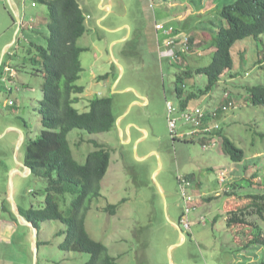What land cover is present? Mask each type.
Segmentation results:
<instances>
[{"label": "rangeland", "instance_id": "obj_1", "mask_svg": "<svg viewBox=\"0 0 264 264\" xmlns=\"http://www.w3.org/2000/svg\"><path fill=\"white\" fill-rule=\"evenodd\" d=\"M23 1L21 8L32 19L28 18V27L22 26L17 31V39L14 38L13 44L6 50L3 61L4 65L9 64V75L19 86L11 99L26 121L28 136L38 138L41 134L37 108L41 97V73L36 70L39 68V58L37 50L23 37L26 33L33 34L36 45L47 46L49 9L40 0H34L33 6L30 1ZM96 1L84 0L87 4L84 10L87 30L76 42L78 46L86 48L80 54L83 69L77 80V84L84 86V91L77 94L73 106L79 111H86L91 98L110 97L116 116L124 115L127 107L126 119L120 124L122 127L125 120L140 116L139 112L143 111L144 117L139 122L149 132L143 144L151 147L152 153L141 155L144 152L142 143L136 149L134 141L124 142L127 134L120 135L117 125L110 131L98 133H89L82 128L68 132L70 150L79 163L85 162L90 151L101 148L96 147L93 141L103 144L111 153L109 167L101 181L100 196L91 200L85 213L86 232L108 248L117 264H264V243L244 247L252 238L250 231L256 226L261 228V239L264 240V212L260 216L255 209H249L245 211L244 223L228 226L226 213L235 208L236 201H231L233 206L226 208L230 198L224 194V191L231 190L229 185L232 183L237 184L236 196L245 199L247 194L264 193V139L261 137L264 133V106L245 101L246 85H264V34L258 39L247 37L236 41L231 47L233 67L225 71L207 93L189 101L190 108L200 106L212 112L219 111L224 91H229L233 96L234 107L216 115V120L223 134L244 151V158L235 162L223 152L221 138L217 146L203 149L198 141L172 137L168 128L166 102L179 103L174 93V81L181 66L172 62L171 58L169 62L166 57L161 59L160 55L155 61L157 54L150 49L154 40L152 24L156 16L163 27L169 24L175 28L171 34L163 33V37L174 34L183 41L190 33L200 35L204 41L201 46L192 44L198 47L189 51L192 56L185 66L206 65L213 51V48H209L213 34L220 26H226L219 12L223 5L234 0H132L134 11L131 13L132 7L129 5L130 14L125 20L140 24V35L137 36L132 28L128 42L120 45H113L112 40L128 34L130 27L115 33L110 31L109 19L112 15H109V19L98 21L96 17L103 11L98 10ZM7 5L5 9L0 4V36L3 35L4 39L10 38L17 27L12 22L11 14L14 16V12ZM6 22L11 23L10 29L6 28ZM160 32H157L156 39L160 38ZM119 46L125 48L130 55L129 61L135 63L133 76L119 53ZM33 57L36 58L34 62ZM112 69L123 76L116 88L123 87L132 76L131 84L140 91L145 89L149 93L150 103L130 105L135 92H113L109 85L114 82L111 76L108 81L93 79L111 73ZM206 83L205 75L195 74L193 78L185 80V90L197 91L203 89ZM1 84L0 98L4 99ZM132 132L136 130L132 128ZM4 155L11 157L8 149L1 147L0 264H84L88 253L59 248L58 244L65 236L59 233L65 230V224L59 220L38 221L36 232L17 220V231L13 237L7 232L1 237V229L13 212L12 204L7 199L11 172H4ZM180 174H192L193 180L199 183L197 188L191 186L193 200L188 203L189 229L179 220L184 206L177 180ZM6 175L9 177L7 184ZM45 186L46 181L41 178L31 175L23 178L14 195L16 207L23 209L33 205L39 209ZM208 196L213 198L206 201ZM70 198L69 193L58 195L63 211H67ZM2 204L6 205L7 211L1 208ZM109 204L118 205L115 214L105 211ZM262 204L264 206V202ZM174 224H178L179 229Z\"/></svg>", "mask_w": 264, "mask_h": 264}, {"label": "trees", "instance_id": "obj_2", "mask_svg": "<svg viewBox=\"0 0 264 264\" xmlns=\"http://www.w3.org/2000/svg\"><path fill=\"white\" fill-rule=\"evenodd\" d=\"M40 1L49 9L48 43L47 46L36 45L35 42L30 44L37 50L39 68L36 70L41 73V97L37 107L41 134L38 138H25L22 149L23 161L30 168L31 176L45 180L46 186L42 190V206L36 209L31 205L22 209L21 214L34 226L38 221L45 220H59L64 223L65 230L59 233H64L65 236L58 246L65 251L76 250L88 253L84 264H117L116 259L109 254L108 248L102 242L92 239L85 228V213L91 200L100 196L101 181L110 164V150L104 148L103 144L93 141L96 147L101 148L90 151L86 155L85 162L79 163L74 159L67 140L68 132L74 128H82L89 133L110 131L116 124L112 99L99 96L91 98L86 111H79L73 106L77 94L84 91V86L77 84V80L83 69L80 54L86 48L78 46L76 42L87 30L85 17L76 0ZM11 16L15 23L14 16L12 14ZM219 16L225 20L226 26H220L213 34L209 47L213 48V51L209 62L193 68L184 67L185 69H180L175 75L174 93L182 109L187 107L192 98L207 93L217 84L220 76L233 67L231 47L236 41L247 37L258 39L264 34V0H234L222 6ZM186 37L189 48L180 53V62L197 46H193V43L201 46L204 41L198 34ZM32 60L34 62L36 58L33 57ZM195 74L205 75L207 83L203 89L187 92L185 80L193 78ZM106 77L107 74H104L98 76V79ZM245 92V101L249 100L255 106H264V85H246ZM225 93L228 94L227 97ZM224 98L227 101H234L229 91H224ZM223 104H220L219 111L216 112L217 116L223 113L221 111ZM217 116L210 123H217ZM23 122L26 124L24 119ZM213 130V135L222 140L223 152L232 161H241L244 158V151L223 134L221 126L218 125V128ZM261 137L264 139V133ZM185 177L193 180L192 174H185ZM198 185L197 181L192 183V187L197 188ZM229 188L230 191H224V194L230 198L228 204L231 201H236V204L235 208L226 213L228 226L244 223L245 211L252 208L262 216L264 193L247 194L245 199L236 196L238 195L235 190L236 183L230 184ZM65 193L71 194L67 211L60 208L58 201V195ZM212 198L213 196H208L205 199L210 201ZM247 200L249 202H246ZM230 206L233 205L230 203L226 208ZM117 208L118 205L109 204L104 209L109 214H115ZM182 213L181 211L180 216ZM11 217L16 220L12 214ZM238 233L237 231L236 234ZM250 233L252 238L244 247L264 243L259 226L253 228Z\"/></svg>", "mask_w": 264, "mask_h": 264}, {"label": "crops", "instance_id": "obj_3", "mask_svg": "<svg viewBox=\"0 0 264 264\" xmlns=\"http://www.w3.org/2000/svg\"><path fill=\"white\" fill-rule=\"evenodd\" d=\"M22 1L23 0H0V4L3 5L4 8H5V5H7V3H8L10 10H12L13 12L16 11L18 13L19 20H20L19 21V29L22 26H23V28L28 27V25H29L28 20L32 19L31 17H27L26 12L24 10H22V8H21ZM76 1L78 3L79 8L81 9L82 13L84 14L85 6H87V4L84 3V0H76ZM96 4L99 7L98 10L103 11L102 14H99L96 17V19L98 21H101V20L107 19V18L109 19V15L110 14L112 15L109 19V21H110L109 28L112 29L110 31L115 33L116 31L122 30V28L130 27L128 34H123V36H121L120 38H118L116 40H112L113 45L117 44V43H118V45H120L122 42H128V40L130 39V37L132 35V34L130 35L132 28L134 30V33L137 36L140 35V30H141L140 24L136 23L135 21L128 23L125 20L126 17L128 16V13H129V5H131V7H132L131 13L134 11L132 0H97ZM7 11H8V9H7ZM84 17H85V15H84ZM116 17H118V18H116ZM28 18H30V19H28ZM156 20L157 19L155 16V19H153V24H152V28H154L153 29L154 40L152 41L153 45H150V49L154 54H157L155 61H156V59L157 60L159 59V55H160L161 59H164L166 57L167 61L169 62L168 59H170V57L168 56V51H167L169 46L166 45L168 39L173 37L175 39L176 44H180L182 41L178 40L177 37H174L173 36L174 34H172L169 37H167V36L163 37L162 28L156 27V24L162 25L160 23L161 21H159V20L156 21ZM8 22H6L5 26H6V28L10 29V26H12V25H11V23L9 24ZM14 24H18L16 19H15ZM170 26L172 27V25L168 24L164 28H168ZM16 28H15V30H13L11 32L10 38L4 39L3 35L0 36V83H2L1 85L3 86L4 93H5V98L4 99L0 98V148L1 147L3 149L7 148L8 152L11 156V157H9V156L7 157L6 155H4V157L6 158V162H5L3 167L5 170L4 171L5 174H7L9 171L11 172V175L9 177H10V180L12 181V196H13L14 201H15L14 195L18 191L20 181L23 178H27L31 175V171L28 173L22 165H18L16 163V160H18L19 162L24 164L22 144H23L25 138L29 137L28 136V127H27V124H25L23 122L22 113L16 109L15 101H13L11 99V97L13 96V94L15 93L16 89H18L19 86L13 80L14 78L9 75V66H8L9 64L4 65V61H3V56L6 52V50L14 42ZM172 28H173L172 29V32H173L175 28L174 27H172ZM158 31H161L160 32L161 33L160 38H162L161 41H160V38L156 39V35H157ZM17 33L18 32H16V34ZM12 34H14V37H12ZM176 34H177V32H175V36H176ZM192 34H194V33H190L188 35H192ZM16 37H17V35H16ZM23 38H24V40H26V42H29V44H30V42H35V36L33 34L28 35L26 33ZM15 39H17V38H15ZM30 46H31V44H30ZM31 47H33V46H31ZM118 49H119V53L121 54L122 58L124 60H126V64H127L129 74L133 76L132 72H133L135 63L129 61L130 55L127 54V51L125 50V48H122L121 46H119ZM191 54H192V52L189 53L187 56L183 57V59H182L183 63L180 61L177 62L181 66L180 69H182L184 67L186 68L185 65H186L187 61L190 59ZM180 58H181V56H180ZM171 61L175 62L172 59H171ZM180 69H179V71H180ZM106 74H107V77L102 79V81L103 80L108 81L109 76H111L112 80L114 82L109 84V85H110V87H112L113 92H118L120 94L129 93L132 90L135 92V94L133 95V98H131V100H130V102H131L130 105L139 104L142 106V105H146V104L150 103L149 93L146 92L145 89H143V91H140V89H137L134 85L131 84V81L133 80L134 77L131 76V79L127 80V82L125 83V85L123 87L116 88V84H118L122 81L123 76H121L118 73V70L116 71L114 69L111 70V73L108 72ZM99 76H101V75H99ZM93 79H95V80L98 79V76H95ZM23 86H25L24 83H23ZM0 88H1V86H0ZM115 88L118 90H115ZM10 100L12 101L11 104L9 102ZM168 102H172V101H168ZM225 102H227L226 98L223 99L221 104H223ZM177 106L180 107L179 103L177 104ZM187 106H188V108L190 107L189 103ZM198 107H200V106H198ZM200 108H204V107H200ZM126 109H127V107L125 108L124 115L116 116L113 113L116 117V124L115 125H117L119 127L120 135L123 136V133L127 134V137L125 138L124 142L134 141V145L136 146V149H138L139 145L142 143L141 147H142V149H144V152L141 155H147L148 153L151 152L152 148L149 146H146V144H143V140L149 134V132H148V128L144 125H141L139 122L141 119H143L144 113H143V111H141V112H139L141 114L140 116L136 115L132 118H128L127 120H125V124L122 127L120 124L124 121V119H126V116H125L127 114ZM132 128H134L136 130V132H132ZM19 130L23 133L24 139H23V142H22L20 148L16 152L15 148H16V145H17L18 140H19V134H20ZM137 132H139L140 134L139 135L136 134ZM173 138H176V137H173ZM182 139H184V138H182ZM1 162H2V160L0 159V163ZM9 177H8V175H6L5 184L8 183ZM7 199L9 200V195H8ZM15 206H16V204H15ZM1 208L3 210L7 211V207L5 204H2ZM16 208H17L18 212L21 214L22 209H20L19 207H16ZM9 209H10V205H9ZM23 209H25V208H23ZM11 214L13 216H15L14 213L11 212L9 214V217L11 216ZM11 218L12 217L9 218L10 220L7 219V221H5V222H7V224H6V226H3V228L1 229V231H2L1 237L5 236V234H4L5 232H7L8 234L11 235V237H13V235L17 231L16 223H15L17 221V218L15 217L16 220H14L13 218H12L13 219L12 220ZM7 241L8 240H6L5 243H7Z\"/></svg>", "mask_w": 264, "mask_h": 264}, {"label": "built area", "instance_id": "obj_4", "mask_svg": "<svg viewBox=\"0 0 264 264\" xmlns=\"http://www.w3.org/2000/svg\"><path fill=\"white\" fill-rule=\"evenodd\" d=\"M30 1L31 5H35L34 0H24ZM156 27L162 28L163 33H171L172 27L164 28L162 25L156 24ZM187 37L180 44H176L175 39L173 37L169 38L167 44L168 48V56L175 62L180 60V53L187 51L189 48ZM264 64V62H263ZM228 94L225 93V97ZM10 104L12 101H9ZM234 107V103L232 101H227L223 106H221V111L225 113L229 108ZM166 111H167V122L168 128L172 135V137H179L185 139L196 140L201 143L203 149H208L213 146H217L220 137L213 135L214 128H218V123H210L216 115L215 111H208L204 108L195 107L188 108V106L184 109H181L177 105L172 102H166ZM177 180L179 183L180 192L182 198L184 200V206L182 209V214L179 218L181 224L189 229L188 215L190 211V206L188 207V203L193 200L192 195V184L191 180L185 177L184 174L177 175Z\"/></svg>", "mask_w": 264, "mask_h": 264}, {"label": "water", "instance_id": "obj_5", "mask_svg": "<svg viewBox=\"0 0 264 264\" xmlns=\"http://www.w3.org/2000/svg\"><path fill=\"white\" fill-rule=\"evenodd\" d=\"M14 16H15V19L17 20V23H18L17 24V28H16V32H17L19 30V21L20 20H19V15H18V13L16 11L14 12ZM16 32H15V34H16ZM19 133H20L19 134V140H18V143H17L16 148H15L16 152L20 148V146H21V144L23 142V139H24L23 133L20 130H19ZM16 163L18 165H22L26 169V171L28 173L31 171L28 166L24 165L23 163L19 162L18 160H16ZM8 192H9V201L12 204V211H13L15 217L17 218V220L20 221L23 224H26V225L30 226L32 228V230L34 232H36V227L30 221H28L22 214H20L18 212V210H17V208H16V206L14 204V199H13V196H12V181L11 180L9 182V191ZM174 225L179 229V225L178 224H174ZM181 235L183 236L182 232H181Z\"/></svg>", "mask_w": 264, "mask_h": 264}]
</instances>
